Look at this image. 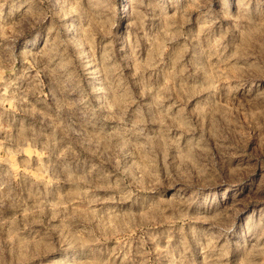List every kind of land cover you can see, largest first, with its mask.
Returning <instances> with one entry per match:
<instances>
[{
  "label": "clouds",
  "instance_id": "clouds-1",
  "mask_svg": "<svg viewBox=\"0 0 264 264\" xmlns=\"http://www.w3.org/2000/svg\"><path fill=\"white\" fill-rule=\"evenodd\" d=\"M223 2L227 8L216 12L213 0H191L182 20L167 16L161 32L149 35L147 16L138 11L144 0H132L125 24L129 41L135 29L138 38L144 33L149 47L145 55L137 39L129 56L118 44L117 0H0V106L10 103L12 111L44 117L41 123L47 121L50 131L22 121L21 133L43 138V152L76 187L74 195L86 203L83 211L96 225L61 234V246L76 245L71 248L76 264H147L146 253L141 260L132 255L131 237L137 231V255L147 236L157 245L156 264L161 257L166 264H264V203L241 195L252 169H264V158L258 149L247 152L244 139L229 145L244 157L232 159L221 143L228 137L220 134L217 119L225 115L231 123L230 113L213 103L221 81L250 84L246 104L235 110L244 112L264 148V89L258 82L264 78V0ZM5 4L15 17L10 23L4 19ZM191 11L199 14V30L185 33ZM221 18L233 21V27L225 31L221 25L217 36ZM229 32L232 40L225 45ZM170 45L179 50L170 51ZM189 52L192 59L185 64ZM40 66L49 78L52 106L38 102L48 110L54 106L52 116L29 99L44 95L39 72L30 76ZM222 66L227 72L218 71ZM239 89H231L230 100ZM202 92L209 94L206 103L197 99ZM84 153L104 159L113 171L93 180L80 167L87 163ZM14 183V178L0 180V264H31L55 245L48 233L33 235L31 225L39 221H28L27 212L23 221L4 217L5 209L21 204ZM164 188H177V193L165 199ZM146 193L159 198L147 211L139 207ZM157 209L171 211L161 221L169 225L164 247L158 246L161 237L147 232ZM173 230L179 233L175 245ZM113 239L116 245L109 249Z\"/></svg>",
  "mask_w": 264,
  "mask_h": 264
},
{
  "label": "rangeland",
  "instance_id": "rangeland-1",
  "mask_svg": "<svg viewBox=\"0 0 264 264\" xmlns=\"http://www.w3.org/2000/svg\"><path fill=\"white\" fill-rule=\"evenodd\" d=\"M235 0H232L234 4ZM38 3V0H37ZM118 11L121 21L120 29V41L118 44H122L125 51L130 56L133 51V45L139 39V46L144 54H147L149 47L147 40L144 39V33H139V38L136 36V30L132 29L133 37L132 41H129L128 31L125 27L126 22L131 16L133 11L132 0H117ZM191 0H144V4L138 6V11L143 12L147 16L145 21V31L149 35H154L161 32L165 27V20L167 16L177 14L178 19H183L184 12L190 8ZM39 6V4H38ZM227 4L223 0H213V9L216 12H221V9H226ZM10 5L5 4L4 19L11 22V19L15 17L11 16L9 11ZM36 11V9H33ZM235 8H233V13ZM192 23L186 24L183 28L185 33L191 31H198L199 24L197 22L198 13L191 11ZM223 25V29L228 31L233 27V21L225 18L220 19V23L216 26L214 31L216 35H220V26ZM46 31V29H45ZM215 39V37H213ZM232 40V34L229 32L224 44L227 45ZM205 47H207V41H205ZM170 51L175 49L179 50L176 45H170ZM119 51V46L118 49ZM192 59V53L189 52L185 58L184 63L187 64ZM215 63V61H213ZM42 66L33 68L30 72V76L34 79L39 72L40 80L43 82V93L41 96L39 93L35 96H30L29 99L32 104L35 105L40 112L47 111L49 116L54 115L53 110H48L45 104L38 101L46 100L49 106H52V96L49 91V78L47 74L41 70ZM17 69H20V65H17ZM211 71V67L209 68ZM218 71L227 72L226 67H220ZM260 86L264 89V78L259 81ZM240 86L239 91L232 93L235 96V100H230V92L232 88ZM22 86L27 88L29 81H23ZM250 87V84H241L238 80H225L221 81L218 93L213 101L214 104H219L225 114L230 113L231 123L225 118V115H220L217 119L220 121V134L227 136L228 139L222 140L225 151L232 155V159L239 160L244 157L236 154V150L229 147L231 143L236 140H247V152H252L258 149V155L264 158V148H259L258 140L255 134L252 133L249 123L245 117L243 111L237 112L235 109L243 102L246 104L245 89ZM253 90V95L255 94ZM207 92H202L197 99L202 102L207 101ZM249 99L251 97H248ZM195 105V101L189 103L188 108L191 110ZM202 106L204 104L202 103ZM247 106V105H246ZM13 105L10 103L4 106H0V180L14 178L15 183L13 187L20 195L21 204L15 210L5 209L3 215L5 218H10L13 215L19 216L20 220L25 219L24 213L27 212L28 221H39V223H32L31 231L33 235L39 233L43 236L48 233L55 245V250L48 252L42 257H38L31 262V264H76L74 259V253L71 248L76 247L75 244L63 242L61 246V234H67L72 231H78L84 227L94 229L96 227L95 222H89L90 217L83 211L87 207L86 203L78 199L74 193L77 191L76 187L70 182L66 174L54 165V157H49L42 150L43 138H37L33 140L32 133H21V122H25L26 125H33L37 131L43 129L48 132L50 129L47 127V121L44 124L41 121L44 117L39 113L34 116L26 115L23 111H12ZM7 109V110H6ZM63 118L68 119L67 113H64ZM111 128V124L108 125ZM27 141V142H25ZM86 160L85 165H81L83 171L91 174L93 180L99 175H102L105 171H113L112 165L106 163L104 159L100 157L89 156L84 153L81 157ZM255 164V159L251 161ZM5 173L8 175L5 176ZM161 191L165 192V199L171 198L174 193H177V188H164ZM183 193L181 192L177 198H180ZM234 193L229 194V200H231ZM241 195L251 196L256 203H264V169L253 168L250 172V181L244 187ZM185 199L187 197H184ZM159 198L152 197L151 193L144 194V199L141 201L140 209L147 211L152 204H158ZM57 205V207H53ZM161 212L163 213L161 215ZM157 217L155 223L147 229L149 235H156L161 237L159 240V247H164L167 243L166 234L169 231V225L162 223L161 221L168 215H171V211H164L163 209H157L152 213ZM179 225H176L178 228ZM173 234V245L179 241V233L175 230ZM141 235L140 231H137L134 236L131 237V251L135 260L143 259V254H147V264H156L157 261V245L153 244L148 237L145 236V245L140 255H137L140 249V241L138 237ZM116 240H110L107 242L109 249L114 248ZM116 264H120L117 260ZM160 264H166L163 257L160 258Z\"/></svg>",
  "mask_w": 264,
  "mask_h": 264
}]
</instances>
